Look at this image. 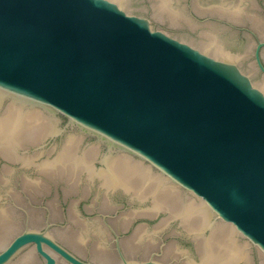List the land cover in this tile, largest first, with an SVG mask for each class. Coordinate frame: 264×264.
<instances>
[{
    "label": "water",
    "instance_id": "95a60500",
    "mask_svg": "<svg viewBox=\"0 0 264 264\" xmlns=\"http://www.w3.org/2000/svg\"><path fill=\"white\" fill-rule=\"evenodd\" d=\"M194 132L264 264V0H107Z\"/></svg>",
    "mask_w": 264,
    "mask_h": 264
}]
</instances>
